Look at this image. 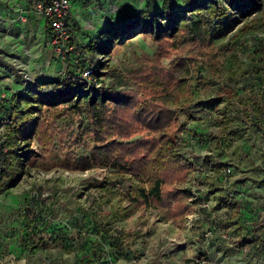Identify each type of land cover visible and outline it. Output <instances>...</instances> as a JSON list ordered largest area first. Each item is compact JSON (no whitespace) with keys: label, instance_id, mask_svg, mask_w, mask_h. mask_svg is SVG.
<instances>
[{"label":"rangeland","instance_id":"obj_1","mask_svg":"<svg viewBox=\"0 0 264 264\" xmlns=\"http://www.w3.org/2000/svg\"><path fill=\"white\" fill-rule=\"evenodd\" d=\"M30 1L0 0V141L10 95L44 82L45 89L58 86L68 69L49 41L45 18ZM151 3L160 10L165 0H71L74 66L83 71L103 61L91 84L117 92L122 100L96 105L93 118L83 101L81 110H68L56 121L52 148L35 137L30 144L21 142L17 180L0 190V264H83L88 259L92 264H264V116L258 127L254 111L255 102L264 101V4L251 15L232 13L234 26L211 38L216 68L205 64L209 46L195 48L188 35L173 38L177 48L161 61L170 69V83L149 94L137 83L140 69L156 62L161 47L149 35L133 33L106 54L87 47L119 21L121 6L134 14ZM172 5L182 9L184 0ZM256 48L261 49L258 58ZM189 88L194 116L185 120L181 114L185 128L176 140L195 168L183 184L191 187L186 218L174 221L166 210L153 208L127 215L120 196L101 186L107 178L118 190L129 184V174L125 179L113 174L112 166L96 163L83 169L80 159L103 142L97 138L108 144V153L115 141L163 129ZM136 90L166 108L146 111L136 102ZM233 92L239 108L229 103Z\"/></svg>","mask_w":264,"mask_h":264},{"label":"trees","instance_id":"obj_2","mask_svg":"<svg viewBox=\"0 0 264 264\" xmlns=\"http://www.w3.org/2000/svg\"><path fill=\"white\" fill-rule=\"evenodd\" d=\"M263 4V0H184L183 8L175 9L172 0H165L160 10H155L151 3L146 9L134 14H130L121 6L122 14L119 21L102 30L96 40L89 42L87 48L93 53L106 54L113 46L126 40L133 33L142 32L149 35L161 47L158 49L156 62L140 69L137 83L139 86H144L142 88L149 94H154L160 91L163 82L170 83V77L167 75L170 69L161 61L164 57L170 58L177 48L171 43L173 38L179 35L185 40L188 35L193 39L195 48L201 44L209 46L206 49L205 64L216 68L218 62L216 47L212 45L211 38L218 34H227L234 26L232 13L240 16L251 15L260 10ZM47 27L50 33L48 24ZM72 38L74 42L73 33ZM163 41H166V44ZM74 45V49L66 59L68 68L66 77L62 81H57L58 86L45 89L46 82H44L37 84L35 90L29 87L10 95L8 102L11 105L8 106L11 108L8 106L6 108L5 136L0 141V155L4 156V160H0L1 191L9 188L17 180L16 164L21 156L19 150L25 146L22 141L26 140L27 144H30L35 137L45 148H52L57 135L56 121L67 114L68 110H81L83 101L88 118H93V113L96 116L98 114L96 105H105L109 100L121 102L120 95H115L118 94L117 92L97 88L91 84V77L89 79L83 76L85 69H91V76L100 74L98 69L105 66L103 61L99 60L98 64L91 63L83 71L76 69L72 62L76 56L75 42ZM192 54L197 58L196 53ZM259 55L261 49L256 48L255 56L258 58ZM187 93V99L182 105L173 109L171 118L163 129L153 131V135H142L135 140L115 141L108 153L104 152L108 144L104 143V139L97 138L96 141L103 142L92 149L91 155L80 159L82 162L80 166L83 169H88L96 163L112 166L116 170L113 174L121 175L125 179L129 174L127 179L129 184L123 183L118 190L114 189L115 185H112L107 178L102 181L101 186L112 194L120 196V209L127 215L142 208H153L158 211L166 210L169 218L174 221H183L186 218L190 208L188 200L191 187L183 184L192 179L195 168L191 159L179 152L176 140L178 132L185 128L181 114L185 115V120L194 116L191 88ZM134 96L137 104L148 112L166 108L164 104L153 99L139 97L137 90L134 91ZM231 99L230 104L238 102L236 92H233ZM236 104L233 105L239 108ZM254 106L257 126H263L260 116H264V101H256ZM45 109L53 110L48 117L43 115ZM67 132H62V136ZM71 138L74 137L71 135ZM126 202L129 205L126 206ZM116 212L114 211V214L118 216ZM82 263L92 264L89 259Z\"/></svg>","mask_w":264,"mask_h":264},{"label":"built area","instance_id":"obj_3","mask_svg":"<svg viewBox=\"0 0 264 264\" xmlns=\"http://www.w3.org/2000/svg\"><path fill=\"white\" fill-rule=\"evenodd\" d=\"M32 6L36 13L45 18L50 27L49 41L55 54L62 61H66L69 53L75 47L71 28L67 21L71 0H32ZM83 76L91 77V69H85Z\"/></svg>","mask_w":264,"mask_h":264},{"label":"crops","instance_id":"obj_4","mask_svg":"<svg viewBox=\"0 0 264 264\" xmlns=\"http://www.w3.org/2000/svg\"><path fill=\"white\" fill-rule=\"evenodd\" d=\"M42 18H43V17H42ZM49 35H50V34H49V31H48V38H49Z\"/></svg>","mask_w":264,"mask_h":264}]
</instances>
